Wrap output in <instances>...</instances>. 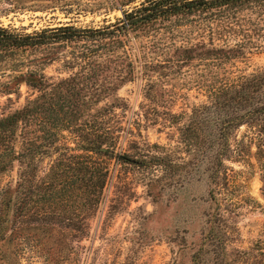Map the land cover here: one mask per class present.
I'll return each instance as SVG.
<instances>
[{"label": "rangeland", "instance_id": "obj_1", "mask_svg": "<svg viewBox=\"0 0 264 264\" xmlns=\"http://www.w3.org/2000/svg\"><path fill=\"white\" fill-rule=\"evenodd\" d=\"M148 1L159 0H0V28L33 35L69 26L87 36L125 21L123 12L135 13L150 5ZM155 31L139 41L129 35L127 52L137 68L134 81L100 106L116 107L107 128L118 155L134 161L158 157L174 168L145 171L95 157L108 164L110 174L85 236L72 238L65 222L52 234L50 247L20 241L18 264H264V159L257 155L258 130L243 126L232 136L234 155L225 163V188L210 183L213 154L188 156L181 141L193 111L210 102L217 77L239 79L264 72V41L255 38L244 58L223 66L195 62L179 68L172 62L178 47L202 40L216 47L234 46L244 39L218 22ZM89 44L70 43L52 54L55 61L43 71L46 81L54 85L78 73L87 63L83 55ZM7 81L0 79V119L40 95L28 86L6 95L2 87ZM62 135L36 159L40 179L58 159L69 156L67 148L81 154L76 137ZM212 190L218 204L211 200Z\"/></svg>", "mask_w": 264, "mask_h": 264}, {"label": "trees", "instance_id": "obj_2", "mask_svg": "<svg viewBox=\"0 0 264 264\" xmlns=\"http://www.w3.org/2000/svg\"><path fill=\"white\" fill-rule=\"evenodd\" d=\"M147 4L135 13L123 12L125 21L90 31L87 36L69 26L33 35L0 28V79L8 80L3 93L13 95L28 86L40 94L0 119V264L19 263L16 249L20 241L50 247L52 234L65 222L72 238L85 236L87 221L101 205L110 174L108 164L95 157L145 171L174 168L158 157L134 161L118 155L107 128L116 107L100 105L134 81L137 73L127 52L129 35L139 41L167 25L218 22L244 39L234 46L216 47L202 40L178 47L171 61L179 68L195 62L223 66L244 58L255 38L264 41V0H189L182 4L159 0ZM74 42L90 43L83 55L87 63L75 75L50 84L43 74L55 61L50 56ZM216 82L210 102L197 107L182 129L181 141L188 156L213 154L208 172L210 183L218 189L226 187L225 163L233 158L232 136L241 127L258 130L257 155L264 159V72L239 79L217 77ZM64 132L76 137L81 154H72L77 151L67 148V159H58L40 179L36 159L58 144ZM262 182L264 193V174ZM214 192L211 200L218 204ZM221 250L223 254L225 249Z\"/></svg>", "mask_w": 264, "mask_h": 264}]
</instances>
